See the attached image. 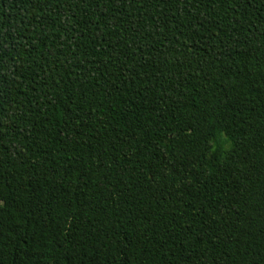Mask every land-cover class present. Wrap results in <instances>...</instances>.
Here are the masks:
<instances>
[{
	"label": "trees",
	"instance_id": "16d2710c",
	"mask_svg": "<svg viewBox=\"0 0 264 264\" xmlns=\"http://www.w3.org/2000/svg\"><path fill=\"white\" fill-rule=\"evenodd\" d=\"M0 264H264V0H0Z\"/></svg>",
	"mask_w": 264,
	"mask_h": 264
}]
</instances>
